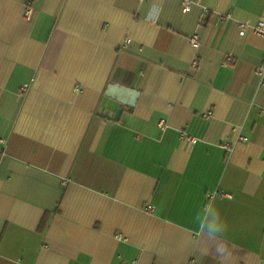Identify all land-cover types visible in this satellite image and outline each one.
Returning <instances> with one entry per match:
<instances>
[{
  "label": "crops",
  "instance_id": "obj_1",
  "mask_svg": "<svg viewBox=\"0 0 264 264\" xmlns=\"http://www.w3.org/2000/svg\"><path fill=\"white\" fill-rule=\"evenodd\" d=\"M260 21L264 0H0V264H264Z\"/></svg>",
  "mask_w": 264,
  "mask_h": 264
},
{
  "label": "built area",
  "instance_id": "obj_2",
  "mask_svg": "<svg viewBox=\"0 0 264 264\" xmlns=\"http://www.w3.org/2000/svg\"><path fill=\"white\" fill-rule=\"evenodd\" d=\"M192 4H193L192 2H186L185 7H184L185 8L184 11L185 12L190 11ZM32 14H33V8L29 7L27 9V11H26L25 16L29 18V17L32 16ZM250 30L252 31V33L264 38V21H260L255 26H252V27H250L248 25H241V27H240V35L241 36H245ZM190 42H191V44L194 47L198 48L200 46L199 35L195 34L194 36H192L191 39H190ZM257 75L259 77V86L260 87H264V65H261L260 67H258ZM22 90H23V92H26L28 90V86L23 87ZM159 127L161 129H165V127H166L165 121H161L159 123ZM182 138L183 139H189L190 141H192L194 143L196 142V139H194L192 137H189L185 133H183ZM246 140L247 139L245 137H241V141L245 142ZM222 147L225 150L230 151L232 149V147H233V144L230 143L229 141H227L226 139H223ZM226 196L231 198V195H226ZM148 212L149 213H153L154 209L152 207H149L148 208ZM117 238L121 239V236L119 235V236H117ZM123 264H128V263L124 262ZM133 264H136V263L134 262Z\"/></svg>",
  "mask_w": 264,
  "mask_h": 264
},
{
  "label": "water",
  "instance_id": "obj_3",
  "mask_svg": "<svg viewBox=\"0 0 264 264\" xmlns=\"http://www.w3.org/2000/svg\"><path fill=\"white\" fill-rule=\"evenodd\" d=\"M112 93L113 92H110V90L106 93L101 104L100 112L105 117L118 119L124 111L123 106L128 104L125 103L126 97L124 94L114 96V93ZM128 106L132 107L133 105Z\"/></svg>",
  "mask_w": 264,
  "mask_h": 264
}]
</instances>
